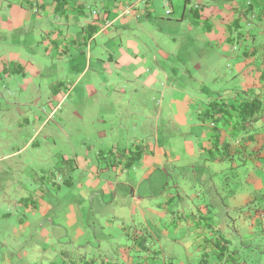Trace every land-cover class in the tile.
Wrapping results in <instances>:
<instances>
[{
    "label": "crops",
    "instance_id": "1",
    "mask_svg": "<svg viewBox=\"0 0 264 264\" xmlns=\"http://www.w3.org/2000/svg\"><path fill=\"white\" fill-rule=\"evenodd\" d=\"M85 1L0 0V51L15 48L27 50V59L16 52L0 56V78L2 74L8 79L17 75L22 78L20 86L24 90H33L37 88L35 79L43 75L45 67H53L56 63L59 68L68 71L61 79L69 82L64 85L49 81L47 91L56 99V105L48 104L51 107L49 120L63 112L59 124L72 130L74 128L79 137L87 135L89 139L107 141L129 140L131 136L132 140H136L132 147L120 148L117 145V149L112 147V143L101 144L98 151H95V147H89L86 154L79 156L75 153L73 159H68L73 170L86 173L88 181L81 188H87L90 201L97 200L111 207L113 217L126 223H134L136 213L140 212L145 224L141 229H136L135 245L125 250V264H150V257L157 259L155 246L149 243L150 238L158 242L160 254H164L161 239L179 243L180 239L188 238L193 241L197 252H203L202 262H208L213 255L224 261L227 254L229 262L236 256L230 255L227 241L214 228L219 220L217 214L213 215L206 207L208 202L193 203L198 214L187 215V203L183 199L188 198L185 189L192 184L184 180L180 185H173L179 203L174 202L176 197L170 190L162 195L163 203L158 205V209H149L161 223L169 219L174 228L171 233L166 224V228L159 229L156 236L147 223H155V220L146 217L142 210L144 199L135 197V194L142 189L144 181H148L146 191L154 196L162 188L166 190L169 187V182L168 185H161L164 182L162 177L166 182L167 178L185 177L192 169L205 168L208 171L219 161L234 160L237 154H242L246 159L250 153L249 158L257 165L264 160V140H256L255 136L253 141H247L245 135L234 132L242 93H264L260 80L264 73V0H184L179 9L175 8L173 0H163L165 16L155 12L152 6L154 0H148V4L144 2L143 7L139 5L141 0L129 3L113 0L112 4H103L100 9L106 11L108 18L114 22V27L105 31L102 30V21L96 20L87 10L92 5L85 4ZM131 3H136L135 15L121 17L122 10ZM139 20L138 41H142L141 47L138 42L128 41L125 48L122 45L119 48V55L111 56L108 62L103 64L104 61L94 59L96 65L105 67L109 73H93L95 76L83 83L90 71L95 40L105 33L109 36L113 29L120 36ZM202 35L218 49L226 45L227 50L234 51L241 61L237 65V74L242 83L228 97L209 101L206 98L204 102L199 96L201 86L206 84L209 76L208 62L202 60L200 54L206 47L201 43ZM139 47L143 53L139 52ZM133 50L134 56L130 53ZM149 53L153 55L150 57ZM219 71L218 68L213 70L210 81L219 79ZM130 81L138 83L133 84L132 95L126 99L124 97L128 95ZM124 102L129 110L126 114H120L119 122L111 124L112 127L108 129L96 131V125L92 124L85 132V127L71 124L69 115L81 119L83 113H90L94 108L92 105L84 108V104L94 103L105 114L107 108L113 110ZM201 102L205 107L201 106ZM217 107H220V113L216 111ZM127 121L133 123L130 125L129 122L128 128L125 127ZM263 128L264 121L253 125L252 133L262 135ZM35 137L30 140H35ZM48 137L47 140H50L51 137ZM199 138L203 139V143L198 152ZM228 141H232V144ZM115 149L120 152L119 157L114 154ZM95 153L98 164L114 166L117 173L120 167L118 175L125 176L126 183L103 180L100 176L102 169L90 159ZM136 165L139 166L138 171ZM130 169L135 171L134 177ZM158 171L165 175L157 176ZM207 171H203L201 185L211 179V172L208 171L209 175ZM255 176V187L260 192L263 179L260 175ZM135 182L138 183L136 188L132 185ZM65 183L72 185L70 180H65ZM119 185L123 186L122 190ZM129 187L132 192L130 199L123 197ZM252 199L250 193L244 202L221 205L225 214L221 222H235L234 233L240 243L264 234V208ZM31 203L32 209L37 211L38 198L37 203L34 200ZM214 203L208 204L214 206ZM116 204L121 207L118 211L113 209L118 208ZM232 211L237 212L233 214L234 217L230 216ZM243 214L255 226L246 235L242 231ZM134 250L137 253L145 252L146 256L139 257L136 263L130 254ZM66 253H63L66 258L64 264H93L89 263L93 260L82 263L78 261L81 258L71 260Z\"/></svg>",
    "mask_w": 264,
    "mask_h": 264
},
{
    "label": "rangeland",
    "instance_id": "2",
    "mask_svg": "<svg viewBox=\"0 0 264 264\" xmlns=\"http://www.w3.org/2000/svg\"><path fill=\"white\" fill-rule=\"evenodd\" d=\"M121 1L132 2V0ZM162 1L154 0L152 6L157 14L165 16ZM181 1L173 0L176 9H179L183 4L184 0ZM87 3L92 5L87 9L91 12L92 10L102 9L103 4H112L113 0H86L85 4ZM139 5L143 7L144 1L140 2ZM140 24L141 20L135 22L120 36L115 33L116 29H113L109 36L105 33L95 40L91 54L90 71L87 77L84 78L83 83L88 82L90 77L95 76L93 73H109L105 67L96 65L94 59L104 61L103 64L108 62L111 56L114 58L119 55V48L121 45L125 48L128 41L138 42L141 47L142 41H138ZM201 43L206 46L203 47L200 54L202 60L208 62L209 76L206 84L201 86L199 96L202 98L201 100L207 98V101L209 99H220L219 97H228L230 92L235 91L238 85L242 83L241 77L237 74V65L241 61L234 51L229 52L227 50L226 45L220 46L218 49L216 45L207 41V37L203 35ZM140 47L139 52L143 53ZM26 51L24 48L6 49L0 51V56L9 52H16L22 58L27 59ZM130 53L134 56V50ZM150 53L147 55L151 57L153 54ZM158 59L160 62V57ZM216 68L221 70L219 71V79L210 81L212 72ZM67 72V70L64 71L59 68L56 63L53 67L46 66L43 75L35 79L37 88L33 90L31 88L24 90L20 86L23 83L22 78L17 75L13 76L14 80L13 78L8 79L3 74L1 75L0 264H64L66 260L63 256L64 252H67L66 254L69 255L68 257L71 260L81 258L78 260L80 263L93 260L89 263L125 264L124 252L127 248H132L135 245L133 241L137 238L136 229H141L142 225L145 224L141 220L142 217L139 211L136 213L134 223H126L123 220L115 219L111 207L105 206L97 200L90 201L86 192L87 188H81V185L88 181L86 173L73 170L72 163L68 159H73L75 153L79 156L86 154L89 147H95V151H98L101 144L111 145L112 143V145L114 144L112 147L117 148L118 145L120 148H124L130 147L136 140H132L131 136L129 140L107 141H101L97 138L89 139L87 135L79 137L75 134L74 128L72 130L71 127H63L59 124L63 112H59L56 117L49 120L51 107L48 104L53 103L52 105H56V99L54 100L47 91L49 81L52 80L55 83L66 85V82L69 81H64L61 77ZM180 81H178L179 84H184ZM70 83L72 84L71 78ZM137 83H134V81L129 82L128 95L124 98L129 99L132 95L131 87L133 84L137 85ZM203 101L205 102V100ZM126 104L124 102L122 106H116L113 110L107 108L105 114H102L94 103L84 104V108L90 105L94 108L90 113H83L81 119L69 115L71 117L70 121L73 126L85 127L86 129H83L85 132L88 131L87 127H91L92 124L96 125V131L108 129L112 127L111 124L114 125L119 122L120 114L127 113L129 106ZM201 106L205 107V104L201 102ZM130 121H127L126 126L124 125L126 128H128ZM132 124L130 122V125ZM48 136L51 137L50 140H47ZM255 136L256 140H264V134H256ZM32 137H35V140H30ZM198 140L200 142L199 152L203 139L199 138ZM227 143L232 144V141ZM117 149L113 152L119 157L120 152ZM250 155L249 153L247 160L244 159L242 154H237L234 160L215 163L212 169L210 167L208 169L211 175L205 168H196L185 176L186 179L174 175L177 177L167 178L165 182V177H162L164 182L161 185L164 186V183L168 185L169 182V187L167 186L166 190H164L165 187L162 188L154 196L146 191L145 187L148 185V181L140 182L142 183V189L136 192L135 197L144 199L142 210L148 219L155 220V223L147 222L154 229L152 231L154 236L159 234V229H165L166 224L169 225L167 227L171 233L174 228L169 219L161 223L159 219L150 213L149 209L152 207L158 209V205L163 203L162 195L170 190L176 197L174 202L179 203L173 185H180L186 180L187 183L192 184L191 187L185 189L188 198L183 199L185 204L187 203V215L190 216L191 213L198 214V210L192 206L195 202H208L210 204L215 202L214 206L206 203V207L208 206L213 215L217 214L219 220L218 226L214 228L218 231V235L227 241L230 255L236 256L232 258L233 262L232 259L227 262L229 254L226 255L224 261L213 255L210 256L208 262L204 263L201 257L203 252H197L194 249L193 241H189L188 238L180 239L179 243L164 238L161 239L164 254H160L158 242L150 238L149 243L153 247L155 246L154 250L157 252V259L149 258L150 264H264V234L240 243L234 233L235 222L229 221L228 224L227 222H221L222 217L225 218L222 203L231 205V203L244 202L246 196H249L250 193L253 195L252 200L257 204H262L264 208V160L257 165L249 158ZM90 159L102 170H109L104 172L99 169L103 180L126 183L125 176L118 175L120 167H118L117 173L114 166L107 167L109 166L107 163L98 164L96 153L94 156L91 155ZM136 167L138 171L139 166L136 165ZM203 171H207L211 178L206 184H202L204 186L200 182ZM134 172L130 169L132 177L136 174ZM164 175L160 171L157 173L159 177ZM255 175H260L263 179L260 192L255 187ZM136 177H140V175H136ZM8 180L11 183H8ZM65 180H70L72 185L65 183ZM137 184L135 182L132 185L136 188ZM118 187L120 190L123 189L121 185ZM124 192L123 197L130 199L132 196L130 187L126 188ZM180 194L182 196V192ZM37 198L38 209L35 211L32 209L33 203L31 201L34 200L37 203ZM116 206L118 208H113L114 211L121 208L118 204ZM248 209H246V212ZM236 213L232 211L230 216L234 217L233 214ZM244 214L241 215L244 223L242 231L246 235L245 233L254 229L255 226L251 221L244 218ZM130 254L136 260V263L140 260L139 257L146 256L145 252L137 253L135 250L131 251Z\"/></svg>",
    "mask_w": 264,
    "mask_h": 264
},
{
    "label": "trees",
    "instance_id": "3",
    "mask_svg": "<svg viewBox=\"0 0 264 264\" xmlns=\"http://www.w3.org/2000/svg\"><path fill=\"white\" fill-rule=\"evenodd\" d=\"M260 80L264 92V73ZM239 100L238 118L234 125V132L245 135L244 138L247 141H253L256 135L252 133L254 131L253 125L264 121V93L243 92ZM216 111L220 113V107H217Z\"/></svg>",
    "mask_w": 264,
    "mask_h": 264
},
{
    "label": "built area",
    "instance_id": "4",
    "mask_svg": "<svg viewBox=\"0 0 264 264\" xmlns=\"http://www.w3.org/2000/svg\"><path fill=\"white\" fill-rule=\"evenodd\" d=\"M144 1L145 4H148V0H141ZM136 12V3H131L125 6V8L122 10L121 13V17H128L131 15H135ZM92 16L98 20V21H102L101 23L103 24L102 30H109L111 28L114 27V22L112 19H109L108 14L106 13V11H102V10H92L91 11Z\"/></svg>",
    "mask_w": 264,
    "mask_h": 264
}]
</instances>
